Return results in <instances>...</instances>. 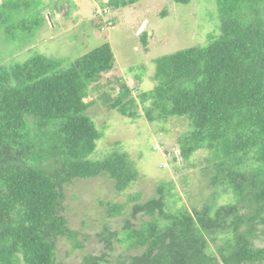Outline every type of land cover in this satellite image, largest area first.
<instances>
[{
    "label": "trees",
    "instance_id": "trees-1",
    "mask_svg": "<svg viewBox=\"0 0 264 264\" xmlns=\"http://www.w3.org/2000/svg\"><path fill=\"white\" fill-rule=\"evenodd\" d=\"M140 1L95 0L112 11ZM215 1L220 33L155 59L151 90L112 75L117 61L108 42L68 63L38 53L12 66L0 60V264H62L61 241L83 246L66 215L67 188L108 177L121 194L137 180L126 152L91 159L103 138L88 115L95 104L150 123L188 118L180 157L209 151L211 182L230 198L190 211L172 206L161 187L134 206L120 231L106 227L104 250L80 264H264V247L255 243L264 233V0ZM38 2L1 3L5 38L69 16L64 1L49 16ZM141 38L147 46L149 36ZM106 204L111 217L124 209ZM116 245L134 253L115 257Z\"/></svg>",
    "mask_w": 264,
    "mask_h": 264
},
{
    "label": "rangeland",
    "instance_id": "rangeland-1",
    "mask_svg": "<svg viewBox=\"0 0 264 264\" xmlns=\"http://www.w3.org/2000/svg\"><path fill=\"white\" fill-rule=\"evenodd\" d=\"M4 1L0 0V6ZM38 1V9L45 16H49L55 2L64 1L69 16L59 13L56 25L50 20L32 32L17 31L12 40L0 31L2 64L23 63L36 53L68 63L108 42L117 61V70L112 75L123 76L131 86L147 91L157 85L155 59L179 49L204 45L212 35L220 33L215 0H191L187 5L174 0H143L114 11L95 0ZM143 33L149 36L147 46L141 40ZM131 67H136V71H130ZM93 99L90 96L85 101ZM88 115L103 132L91 159L101 160L114 149L126 152L136 163L138 178L121 194L115 192L108 177L80 180L67 188L66 215L72 229L80 232L78 240L83 246L61 241L58 253L62 264H80L87 254H101L105 243L99 236L105 228L120 231L124 221L131 218L134 206L159 196L161 187H165L172 206L190 211L229 200L230 194L211 182L209 151L199 150L188 160L180 157L178 140L189 130L188 118L171 117L150 123L144 115L132 120L101 104L91 106ZM106 203L121 204L124 209L120 215L111 217ZM255 243L264 247V233L260 232ZM133 253L116 245L112 255Z\"/></svg>",
    "mask_w": 264,
    "mask_h": 264
}]
</instances>
